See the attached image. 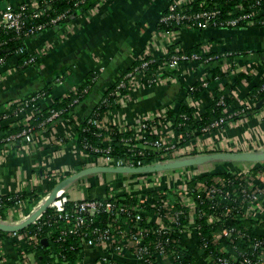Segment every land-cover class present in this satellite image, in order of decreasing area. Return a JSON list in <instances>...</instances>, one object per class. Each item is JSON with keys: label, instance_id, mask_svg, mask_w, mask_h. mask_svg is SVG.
Masks as SVG:
<instances>
[{"label": "crops", "instance_id": "obj_1", "mask_svg": "<svg viewBox=\"0 0 264 264\" xmlns=\"http://www.w3.org/2000/svg\"><path fill=\"white\" fill-rule=\"evenodd\" d=\"M38 1L0 0V25L8 5L17 7ZM176 1L179 0H99L89 10H81L68 18L64 24L46 28L28 39L20 54L0 66V105L19 103L52 83L51 93L40 101L42 108H48L56 98L66 96L90 78L95 82L70 118H60L50 128L33 132L20 145H0V194L36 188L40 192L39 201L34 205L25 203L23 207L25 213H31L46 205L58 206L64 198L78 200L124 189L128 184L126 176L118 182L109 180L98 189L91 185L87 189L82 187L78 197L71 194L73 192L68 188L71 183L59 186L83 169L103 165L104 159L81 150L75 140L77 129L105 91L138 57L165 56L175 44L177 51L199 46L200 52L208 57L238 53L233 58V66L231 58L184 61L179 67L182 71L179 78L168 79L157 86H146L142 82L143 75L137 74L128 93L121 97L119 106L105 117V129L132 126L141 118L157 114L168 106L177 107L187 96L189 88L209 77L213 66L231 71L226 77L216 78L206 85L195 101L197 117L206 112L216 93L227 84H233L239 74L250 75L254 81L243 78L233 87L230 109L242 107L249 99H257L250 98L249 94L254 83L264 76V26L206 27L202 30L182 27L174 31L159 28L160 16ZM21 54L37 59L27 63L26 67L17 66ZM187 98L190 100L189 96ZM253 108L225 130L202 133L184 142L179 150L169 155L163 168L171 169L177 175L152 176L158 171H150L149 177L153 178L151 181L155 182V188L145 192L156 190V187L169 192L182 189L194 180L195 175L198 178L206 174L217 177L226 172L257 168L264 162V158L257 159L264 155V99ZM32 114L25 110L21 117L24 119ZM173 126L174 119L171 118V124L163 127L162 131L167 139L177 143L179 133ZM104 177L101 176L100 180ZM174 196L172 193L169 195L172 200L176 199ZM17 209L8 207L5 217H2L17 219ZM250 213L253 218L259 217L260 209L253 208ZM259 229L255 228V231ZM11 233L7 231L0 240L1 252L7 263L20 264L25 258L32 261L34 255L30 246L23 238ZM196 235L191 231L190 236H185V241L202 264H209L208 255L201 252ZM104 256H109L107 251L86 244L75 264H109L103 260ZM118 260L121 264H144L128 250ZM167 261L161 259L158 264H166Z\"/></svg>", "mask_w": 264, "mask_h": 264}, {"label": "trees", "instance_id": "obj_2", "mask_svg": "<svg viewBox=\"0 0 264 264\" xmlns=\"http://www.w3.org/2000/svg\"><path fill=\"white\" fill-rule=\"evenodd\" d=\"M98 1L99 0H86L84 4L79 7L75 5V0H40L38 9L44 8V14L35 19L31 18V16H27L26 27L20 32L6 29L2 25H0V58L6 59L7 61L11 57L20 54L22 49L26 46L27 40L33 37V35H25V33L32 27H35L38 24L42 23H47L46 28L52 27L56 24H64L68 20V18H70L71 16H75L81 10H89L90 7ZM235 7H245L246 13H249L250 8L252 7L264 10V0H195L190 4L184 6L182 10L178 9L177 13H182V11H184L187 14H195L202 10H218L219 13L215 18L216 24L211 23V26H209L218 27L223 25V23L226 25L227 21L237 18L239 15H241L239 14V12H234ZM167 13L168 10L163 14ZM61 14H65L66 17L58 20L54 24L50 22L51 19L56 18ZM196 24L192 25L193 29H203ZM184 25L187 24H166L158 20L159 28L166 31H174L176 28H182ZM249 26H264V13L257 16H249L245 19H241L234 27ZM176 47V44L172 45L169 48L168 54L162 57L146 56L136 58L132 65L120 75L117 81L105 91V93L95 105L92 112L85 118L84 122L77 129L75 140L84 153L90 156H96L102 160L107 155H109L115 160L123 158L134 163H137V161H141L143 165L152 164L154 161L160 158V153H162L163 151L155 152L153 149L146 147V144L149 143H145L141 138H138L137 135H135V128L126 126L125 128L121 129L117 126H111L110 128L105 129L103 121L109 112L119 106L121 97L128 93L130 89L128 81L132 80V75H137L138 72L142 71V82L146 86H157L160 81V76H164L166 78H179L181 76L182 71L180 68H170L168 66V64L174 57H182L183 55L192 57L196 54L202 56L203 59L208 57L200 52L199 46H193L182 51H177ZM237 54L238 53L235 52L227 56L228 58L232 59V66L233 58ZM21 55L22 56L20 57L17 66L24 65L26 67L27 63H29V59L32 56H29V54ZM222 56L223 55L220 54L216 59H219V57L221 58ZM162 61L164 63L163 65H161L160 63ZM182 62H184V60L180 59L179 63L181 64ZM145 63L146 65L144 66ZM0 66L3 65L0 64ZM230 71V69L224 70L222 66H213L211 68L210 74L208 75L209 77H207L203 81L195 83L192 86V89L189 88L187 90V96H189L190 100H188L186 96L180 101L177 107L168 106L165 119L160 118L159 116H154V121L148 122L149 127L146 131H150V133L147 140L153 142L156 139L164 138L165 136L163 133L152 132L153 127L155 123L157 124L162 120V123L166 124L171 118L174 119V130L178 133H184L181 138V144L190 140L196 135L202 134L204 128L210 126L215 120H218L220 118H224V122L221 126L223 130L238 122L243 117V114L245 115L246 113L235 114L236 112L241 110L242 107L228 109V107H231L233 102L231 91L233 87L239 84L243 78H247L249 82H253L254 79L250 75L246 76L245 74H239L233 84H227L223 90L218 91L214 96L212 104L207 108L206 112L199 117H197V108L195 106V101L198 99V97L206 87L205 83H209L216 78L226 77L230 73ZM129 74L131 75L128 76ZM91 79L92 78H90L89 81L84 82L83 84L81 83L76 87V89L69 91L66 96L56 98L48 108H42L40 106V103L37 104L35 106L34 113L27 120L29 122V125H27L26 121H23L24 119L21 116L18 118H14L12 123L2 119V115L4 113H8L11 117H13L19 109V106L17 104L5 103L0 105V145L9 143V141L7 140L8 137H10L11 135L20 134L25 128H32L33 132H37L42 130L43 128L48 129L53 126V124L60 118L55 119L53 122H47L46 120L51 115V110L62 111L63 117L70 118L77 105L85 100L90 90L95 85V82H93V80ZM123 82L127 84H125L124 86H120V84ZM51 84L52 83L40 90L45 96L51 93ZM249 97L257 98L258 100L264 99V76L260 81L254 83ZM221 99H224L225 105H221L219 103ZM249 112L250 110L247 113ZM94 120H96L97 122H94ZM105 137H108V140L111 144L109 152H95V148H107L105 145ZM23 139H25L24 136H18L16 138V144L20 145ZM167 157H169L168 154ZM257 159L260 158L257 157ZM215 176L216 175L214 174H206L200 177L197 181L212 183V178ZM220 176L226 180L227 186L225 187V189H237V194L239 196H233V198L235 199V206L240 208L242 205L241 201L243 199L240 188L243 187L242 185L244 184V182L240 177L236 179L235 176L237 175H234L232 172H226L221 174ZM197 181L192 180L189 183V188L191 190L193 189ZM192 192L197 209H204L207 211L205 215H197L196 220V233L198 237L195 236V239L197 240V243L201 245V252L204 254L210 253L212 257L226 255L224 253L218 252L215 249V246L212 244V232L225 226H236L237 228L245 231V233L247 234V236L244 238H236L234 243L232 244L228 243L230 247H234V250L238 256L236 264L246 262L247 260L258 261L261 248L255 249L252 246L256 238H262L260 234H257L255 232L253 224L256 222V220L250 218L238 219L229 216L225 218L223 222L209 223L208 215L213 212V210L210 208V201L206 199V194L204 192ZM124 196L125 198L123 201L127 204H133L138 201V197L135 194H125ZM89 197H101V195H90ZM151 197L155 204L161 203V199L163 198V196L157 191L151 192ZM39 199L40 192L36 190V188L25 189L21 192L16 193L0 194V216L5 217V211L8 207L19 208L16 203L17 201L34 205L39 201ZM244 204L247 205L248 202H245ZM143 205L144 208L149 210L150 212L155 210L153 206L147 203H144ZM57 209V206H49L43 212V216L40 219V222L29 224L20 231H26L30 234H33L40 229V226H42L44 228V231H46L48 225L44 223V220L49 219V217ZM234 213L236 212L234 211ZM133 221L134 219L131 217L130 222ZM181 224H190L189 215L181 218ZM96 225L104 226V224H101L98 221H95V224H93V226ZM142 225L151 228L155 227L157 224L154 222L150 223L146 222V220H143ZM261 226L264 227V224H261ZM50 229L51 228H49L47 231H49ZM6 235L7 231L0 229V240L3 239ZM81 238V236L69 234L63 239L62 236H60V232L56 229L50 237L51 243H48L49 245L44 243V246H39L38 252L41 255L40 261L45 260L48 252H50V250H54L55 248L56 250L60 251L61 260L66 259L72 264L76 263L77 259L79 258V251L81 250L83 244ZM161 238L168 242L169 245L166 246L167 248L172 250L176 249L177 251L178 258L173 264H202L200 259L192 252L190 248L189 250L185 248L186 241L180 238V228L162 237L159 234L152 232L147 236L146 240L148 242ZM85 239L88 240L90 238L84 237L83 241ZM52 243H54L53 246ZM151 248L154 251L153 246H151Z\"/></svg>", "mask_w": 264, "mask_h": 264}, {"label": "built area", "instance_id": "obj_3", "mask_svg": "<svg viewBox=\"0 0 264 264\" xmlns=\"http://www.w3.org/2000/svg\"><path fill=\"white\" fill-rule=\"evenodd\" d=\"M39 1L33 3H22L17 7L8 5L3 12L1 25L6 29L20 32L26 27L27 16H31V18L35 19L44 14V8L38 9ZM85 1L86 0H75V5L80 7ZM193 1L195 0H179L173 2L168 8V13L162 14L159 18V21L166 24L175 23L177 25L186 23L187 25H184L183 27L187 28H192V25L197 23L196 25L202 27L203 29L211 26V23L216 24L215 18L219 13L218 10H202L195 14H187L184 11H182V13H177L178 9L182 10L184 6L190 4ZM245 11V7H235L234 12H239L241 15H239L237 18L227 21L226 25L223 23L224 26L221 25L218 27H234L241 19L264 13L263 9H256L253 7L250 8L249 13H246ZM65 17V14H61L56 18L51 19L50 22L54 24L58 20H61ZM46 24L47 23H42L32 27L25 33V35L35 36L39 34L46 29ZM218 56L219 55L210 56L204 59L202 56L197 54L193 55L192 57L187 55H183L182 57L177 56L170 61L168 66L170 68L179 69L180 59H183L184 61L200 59L208 60L214 58L216 59ZM227 56L228 55L224 54L221 58L227 59ZM143 57H146V55ZM35 60L36 57L32 56L28 62H33ZM6 62V59L0 58L1 65H4ZM160 63L161 65L164 64L163 61ZM145 65L146 63L144 66ZM139 73L143 75L142 71L138 72V74ZM130 75L131 74L128 76ZM135 76L136 75H132V80L128 81L129 85L133 83ZM173 78L160 76L159 84L167 81L168 79L172 80ZM125 84L127 83L123 82L120 84V86H124ZM207 84L208 83H205V85ZM44 96L45 95L41 91L33 93L32 95L21 100L19 103H16L19 106V109L13 117H11L8 113H4L2 115V119L12 123L14 118L20 117L25 110H30L32 113H34L35 106L40 103ZM257 102H259V100L249 99V101L242 106L241 110L235 114H243L247 113L249 110L251 111ZM219 103L221 105H225L224 99H221ZM228 109H230V107H228ZM166 111L167 108L163 109L157 114H153L152 116L143 117L137 122V124L129 126L130 128H135V135H137L138 138H141L145 143H149L146 144V147L153 149L155 152L163 151L160 153L159 159L154 161L152 164L143 165L141 161L134 163L123 158L115 160L111 156L107 155L104 158L103 165L128 168L165 165L166 161H168L167 154L171 155L173 151L179 150V147L182 145L181 138L184 133H179V141L177 143L166 138V135L162 129L167 124H171V119L166 124L162 123L163 120L159 121L157 124L155 123L153 127L152 132L164 134L165 137L162 139H156L153 142L147 140L150 131L146 130L149 127L148 122L154 121V116H159L160 118L165 119ZM28 118H30V116L24 118L23 120L27 122V125H29V122L27 121ZM57 118H63L62 111L51 110V115L46 121L53 122ZM94 122L97 121L94 120ZM223 122L224 118L215 120L210 126L203 129V133H208L217 129L223 130L221 127ZM32 134V128H25L20 134L11 135L7 140L9 143L16 144V138L18 136H24L25 139H29ZM105 142L107 148H95L94 151L109 152L111 144L108 140V137H105ZM256 167L257 168L254 170L244 169L241 171L232 172L234 175H237L235 176L236 179L240 177L244 182L242 185L243 187L240 188V192L243 195V199L241 201L242 205L240 207L241 209L235 206V199L233 198V196H239L237 194V189H225L227 186L226 180L221 176H217L218 178L216 176L213 177L212 183H205L203 181H197L199 178L195 175L194 180L197 182L192 190L189 188L190 181L186 187L174 190L173 192H169L168 190L157 187L156 190H149L148 192H145V190L155 188V182L151 181L153 178L149 177L150 172H128L134 173L135 176L126 181L128 184L124 189L106 192L105 194L101 195V197H88L78 200L63 199L58 204V209L53 212L49 219L44 220V223L48 225L47 230L51 228L49 231H44L42 226H40V229L33 234H30L26 231L22 232L20 230L11 231L12 235L23 238V240L30 246L31 252L34 255L32 261L28 258H25L20 264H72L66 259L61 260V253L55 248L54 250H50V252H48L45 260L40 261L41 255L38 252L39 246L45 245L43 243L44 239H47L48 243H51L50 237L56 229L60 232V236H62L63 239L69 234H74L76 236L82 237V247L86 244H89L92 245V247L98 248L100 251H107L109 256H104L103 260L109 264H121L119 263L118 259L125 250L132 252L137 257V259L141 260L144 264H158L161 259L168 260L166 264H173L178 258L176 249L172 250L167 248L166 246L169 244L162 238L148 242L146 238L152 232L159 234L162 237L175 230H178L179 228L180 238L182 240H185V236H190L191 231L197 234V215H205L207 211L204 209H197L192 191L204 192L206 194V199L210 201V208L213 210V212L208 215L209 223L223 222L225 218L229 216L238 219L250 218L256 220V222L253 224L254 228L260 229L258 232H255L260 234L262 238H256L252 246L255 249L261 248L258 261L247 260L246 262H241L240 264H264V227L261 226V224H264V162ZM153 191H157L163 196L161 203L155 204L153 202L151 197V192ZM170 193L174 194L176 199L172 200L169 197ZM125 194H135L138 197V201L133 204H127L123 201ZM245 202H248V204L245 205ZM16 203L19 206L17 209V219L3 218L0 216V223L21 224L27 221L36 211L35 210L31 213H25L23 209L25 203L20 201H17ZM144 203L153 206L155 210L150 212L149 210L145 209L143 205ZM253 208L260 209L259 217L253 218L254 216L250 213ZM234 211L236 213H234ZM187 215H189L190 224L182 225L181 218L186 217ZM42 216L43 213L39 214L32 221V223L40 222ZM131 217L134 219L133 222H130ZM143 220H146V222L150 223L154 222L157 225L151 228L145 225L143 226ZM95 221L104 224V226H93ZM246 236L247 234L245 231L237 228L236 226H225L221 229L214 230L212 232V244L215 246V249L218 252L224 253L226 255L212 257L210 253H207L210 260L209 264H236L238 256L234 250V247H230L228 243L232 244L236 238H244ZM84 237H88L90 239H85L83 241ZM53 245L54 243H52V246ZM185 245V248L189 250L187 243H185ZM151 246H153L154 251L152 250ZM198 246L201 249V245L198 244ZM80 252L81 250L79 251V255ZM0 264H8L5 256L1 252V248Z\"/></svg>", "mask_w": 264, "mask_h": 264}, {"label": "water", "instance_id": "obj_4", "mask_svg": "<svg viewBox=\"0 0 264 264\" xmlns=\"http://www.w3.org/2000/svg\"><path fill=\"white\" fill-rule=\"evenodd\" d=\"M259 158H264V155H260L258 156ZM163 168H165V165H154V166H146V167H141V168H128V167H114V166H106V165H96V166H92L86 169L81 170L80 172H78L77 174H74L72 176H70L69 178H67L66 180H64L59 187H63L65 185H67L68 183L74 181L77 178H80L84 175H89L91 173H95V172H150L152 170H157L160 171ZM49 207V205H46L40 209H37L32 216L25 222L21 223V224H4V223H0V229L6 230V231H16V230H21L24 227H26L27 225L31 224L32 221L41 213H43L47 208ZM43 243L48 244V240L44 239Z\"/></svg>", "mask_w": 264, "mask_h": 264}, {"label": "rangeland", "instance_id": "obj_5", "mask_svg": "<svg viewBox=\"0 0 264 264\" xmlns=\"http://www.w3.org/2000/svg\"><path fill=\"white\" fill-rule=\"evenodd\" d=\"M156 174H159V175H162V176H169V174H174L175 176L177 175L176 172L172 171L171 169H162L160 171H158L157 173L155 172V174L152 176H156ZM173 175V176H174ZM101 176H105L104 178H102V180H100V177ZM123 176H126L129 180L130 178H133L135 176L134 173H115V172H95V173H91V174H87V175H84L83 177L81 178H77L75 179L74 181L70 182L71 185L68 186V188H71L70 192H73L71 193L74 197H78V191L80 188L82 187H85L86 189L87 188H90V185L93 187V189H98L101 188L102 184H105V183H109V180H115L116 182L119 181V179L123 178ZM97 178V180H96ZM125 180V182L127 181ZM83 181H84V184H83ZM98 181V182H97ZM69 184V183H68ZM67 188V189H68ZM80 198V197H79ZM66 198H64L65 200Z\"/></svg>", "mask_w": 264, "mask_h": 264}]
</instances>
